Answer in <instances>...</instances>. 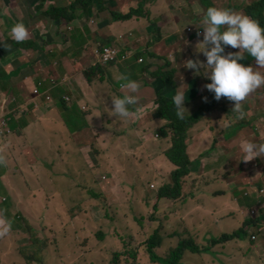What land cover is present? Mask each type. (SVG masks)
<instances>
[{"label":"crops","instance_id":"0c3cea01","mask_svg":"<svg viewBox=\"0 0 264 264\" xmlns=\"http://www.w3.org/2000/svg\"><path fill=\"white\" fill-rule=\"evenodd\" d=\"M212 1L216 8L227 9L245 15V7L259 0ZM114 2V5L112 3V5L105 3L108 10H102L101 7L90 8L93 14L89 16L85 15V11L82 8H77L76 20L68 23L67 21L50 19L47 14V9L53 6H70V0H46L44 4L42 0H0V76L10 72L12 82L17 87L14 91L16 99L8 107L6 106V98L2 95L4 94L3 89L0 87V121L6 116L4 114L13 113L12 115L19 126L13 132L10 130L11 133L8 134V137L6 136L7 134L0 137V151L7 150L8 147L6 154H2L1 157L2 159H12V162H9L10 165L16 163L24 165L28 172V168L32 167L29 172L30 177L33 181L40 180L39 183H44V180L48 179L51 174L46 170L45 162L51 166L52 172L59 171L57 173L59 175L50 180L46 184V188H43L45 189L43 194L45 198L54 197L60 191H65L72 187L78 188L76 184L77 178L70 169V163L72 160L82 159L81 149L92 152V146L94 144L93 134L96 135L95 139L97 143L95 145H100V148H108L112 145L118 154V160H128L135 163L134 156L131 157V154L134 153L133 149L136 146L138 154H145L148 156L150 162L154 159V162L158 163V169L154 172L162 175L168 171L167 179L159 187L170 183V174L174 168L167 161L166 150L170 147L171 143L169 138L162 137L159 134V128L164 124V121L155 116L156 110L153 111L152 107H154L156 99L153 101L142 98V92L155 93L156 95V90L152 86L154 81L150 82L151 84H147L146 82L152 79L147 78L145 72L142 71L141 66L144 63H140L137 58L133 57L131 60L125 62L107 65L104 67V72H106L105 83L100 86L98 93L96 92L97 80L91 82L86 76L85 71L97 60L94 52L95 48L99 46L98 44L115 43L129 51H136V53L145 51L147 48V45H141V39L147 38V34L152 33L151 29L153 24L144 17L140 19L135 17L127 21H114L111 19L109 10L126 13L132 7H144L146 11H149V17L153 21L154 14H156V17L160 16V7H165L163 15H169L170 20L173 19V16L178 15L170 24L172 31L166 36L168 38L164 39L161 28V33L158 36L161 34L162 40L160 39L154 42L158 46L166 44L165 53L158 46L156 50H150L158 55H167L173 58H170L171 60H175V56H178V47L183 37L187 40V43L185 42L182 46L183 54L191 51V48L188 47L189 45H192L197 50V44L202 39L200 40L196 34L191 36L188 34L187 29L189 26H192L194 30H197V28L203 30V18L206 9L201 0H114ZM235 6L241 7L239 9L240 11ZM196 7L202 11L197 13L195 11ZM16 15L20 16V21L29 22L28 27L33 30V34L28 35V37H31L28 39L43 48L23 49L14 46V40L11 36V26L9 25L14 23V17ZM129 21H133V25H130ZM156 28L155 26V31L153 30V32L157 31ZM94 35L96 37L92 39ZM84 40L86 42L82 44ZM88 48L90 49V54L84 52ZM150 48L149 46L148 49ZM199 48L200 46H198V50ZM232 51H236V49H232ZM7 52L9 53L8 57ZM142 56L145 60L148 59L149 62H157V58H148L147 55ZM188 60L184 59L181 61V68L177 73L178 77H181L185 73V84H183V79L180 81L176 78V82L178 81L179 83L177 84V88H186V90L190 89L192 91L191 87L200 85L203 82V78L202 75H193V70L186 68V62ZM120 76H126L139 83V91L134 94L138 97V103L130 106V111L134 113L136 108H143L144 114L139 119L135 115L129 118H121L115 115L119 125L115 120L109 118V125L105 126L104 119L106 117L104 116L107 113H111V108L113 107L111 99L130 94L127 89L123 90L119 88L120 84L124 83L121 79L118 80L121 78ZM54 79L58 86L50 92L53 98L52 101H48L44 92L51 88L50 84ZM40 81L43 82V85L40 87L43 94L36 96L28 88V84L31 82L34 84V88ZM192 81H195V83H191ZM103 85H106L108 90ZM63 88H66L68 93L59 96V92ZM145 88L150 89L145 90ZM206 92L207 90L198 91L195 94L198 97L195 99L192 97L193 100L188 103L197 100ZM21 94H24L25 102L22 101ZM65 95H69L72 98V102L70 104L68 103V106H64L66 109L64 113L60 109L59 101ZM99 97H107L110 101L102 104L101 108L103 110H100V104L98 103ZM258 99L259 103H257V106L255 108L251 107L252 111L245 115L251 123L247 124L245 122L246 126L244 128L235 131L234 127L236 124L232 125L231 120L227 122L223 115L219 114L215 116V124H211L213 129H205L196 136L189 135L188 137L190 157L194 161L201 159V168L200 171L198 169L196 177L192 180L188 179L190 176H194L191 173L186 179L183 189H185V196L190 190L199 192L201 201L207 203L210 208L212 217L211 224H218L229 219L235 220V213L237 210H240V205L238 206L236 203L235 193L238 190L239 192H245L251 186L255 187L253 184L255 181H264V166H259L260 164L256 166L259 158L257 157L251 161H243L245 153L241 147L242 142L247 140L246 135L249 133L250 127H253L251 124H264V92L259 95ZM93 101H96V107L92 105ZM14 103H17V107L12 109ZM84 106L87 107L86 110H83ZM80 110L87 113H81ZM47 113H53L51 119L48 118ZM100 114L104 116L99 118ZM258 115L261 116L260 119L255 118ZM65 116L71 122L77 119L79 126L86 121L88 126L83 128V132L73 133L66 125L67 121ZM72 116L74 117L72 118ZM61 118H63V121ZM26 122L29 124L28 127L23 126ZM116 123L117 127L114 129L113 127H115ZM221 123L225 126H221ZM107 127L112 131L111 135H113L115 142L107 140L106 135L110 133L106 131ZM222 130L225 133L221 134ZM19 131L20 133H18ZM156 135L159 136V139L156 138ZM215 135L222 139L216 143L214 151H208L212 146ZM220 135L225 137L223 138ZM138 138L142 139V144L133 140ZM126 139L129 143H127ZM43 140L45 143H47V140L50 144V157L48 155L45 156L46 153L37 147ZM147 142H155L158 145L149 147L146 145ZM27 147H31L33 149L32 153L37 157V162L32 166L30 164L34 161L26 158L29 156L26 150ZM8 152L11 155L9 154L8 156ZM85 160L89 166H92L93 162L91 159L89 160L85 157ZM55 161L59 165H56ZM57 166H59V169H56ZM34 171H37L38 174H35ZM114 174L117 178L122 176V167L118 168ZM221 174L223 175L221 189L225 193V195L223 194L224 196L217 195V189L220 187L216 184ZM104 177L99 175L97 179L101 181ZM8 178V176H5L4 180L6 181ZM71 180L72 182H70ZM99 188L102 187H97V189ZM39 189H41L40 186ZM230 190H232L231 194L229 193ZM246 194L247 192L245 193V197H247ZM102 198L106 201L108 194H103ZM228 199L232 201V205L230 201L227 202ZM225 202L230 206L225 205ZM149 203L154 205L156 198L153 201L150 200ZM169 203V201H162L159 207L160 211L162 212L163 208ZM63 206L66 209H73L65 203H63ZM221 206L223 208L226 207L224 213L221 210ZM176 208L179 212L175 211L171 213L172 220L179 218V226L183 227L184 231L187 232V237H190V233L193 231H199L203 228V222L200 216L203 215V218L206 220L208 213L201 205V202L193 203L188 207L179 203V207ZM104 210L106 211L105 208ZM60 213L66 214L67 212L62 213L60 211ZM71 213H74V210ZM222 213L228 216L225 218ZM245 253L247 254V251Z\"/></svg>","mask_w":264,"mask_h":264},{"label":"rangeland","instance_id":"374dc122","mask_svg":"<svg viewBox=\"0 0 264 264\" xmlns=\"http://www.w3.org/2000/svg\"><path fill=\"white\" fill-rule=\"evenodd\" d=\"M45 1L46 0H42V3L44 4ZM208 1H211L210 5H205L204 0H202L203 6L206 10L207 8L211 7V5H213L212 0ZM164 10L165 7H160V16L156 17V14L153 15L154 22H156L157 31L153 32L155 27V24H153L151 29L152 33L147 34V38L141 39V45H147L148 43H150V50L152 51L157 49L156 47L158 45L154 42L159 40L158 34L160 33V29L162 28L164 39L168 38L166 36L172 31L170 24L174 21L173 19L178 16H173V19L170 20L171 18L169 17V15H163ZM144 13L147 15L149 11H146L145 9ZM16 23H23L27 29L28 35L33 34V30L28 27L29 22L20 21V16L18 15L14 17V25ZM129 24L133 25V21H129ZM187 32L188 34L191 33L190 31ZM190 35L193 36L194 33L192 32ZM95 37L96 36L94 35L92 39H94ZM85 42L86 40H84L82 44ZM13 43L15 47L20 48L15 45V42ZM165 46L166 44H163L162 46H158V48H160L161 51L165 53ZM41 48L43 47L40 46V49ZM84 52L90 54V49H85ZM8 56L9 53L7 52V57ZM175 57L177 60V56ZM170 58L173 59L172 57ZM147 61L149 62V60L146 59L142 63H146ZM158 61L159 59L157 58V62ZM175 62L174 64H176ZM260 72L262 74L264 73L263 67L260 69ZM118 80H120V78ZM152 81L153 80H149V82ZM96 82V92L98 93L100 90V86L104 84L105 81L98 80ZM103 86L105 89H107L106 85ZM149 89L150 88H145V90ZM65 90L67 89L65 88ZM142 96L144 100L147 99L154 101L156 99L155 93L151 94L150 92H142ZM203 96H206L208 98L207 103L202 102ZM247 97L251 99L250 104L245 101L241 102V111L243 112V119L246 122L248 121V118L245 117L246 113L251 112L252 108H255L257 106V103H259V96L255 91L250 93ZM252 98L254 99L252 100ZM104 102L110 101L107 97L98 98L100 110H103L101 106ZM17 103L13 104L12 109L17 107ZM209 104L210 93L207 91L197 100L192 101L184 107L187 109L188 113H193L195 111H202L204 108H208ZM92 105L96 107V101H93ZM219 105L221 106V109L209 112L205 116L208 125L215 124V116L219 114H222L223 117L227 120V122H229L233 118L234 114L240 116L239 112L233 110L234 103L228 101L227 99L222 100L221 104ZM60 106L62 108L64 107L63 104H60ZM152 108L153 111L156 110V104ZM80 111L81 113H85L82 110ZM47 115L48 118L51 119L53 113H47ZM101 116L104 115L100 114L99 118ZM104 117H106V119L103 118L105 126L109 125V118L115 120L119 125L118 119L115 117L114 113H107V115ZM63 118H61L62 121ZM255 118L260 119L261 116L258 115ZM117 123L115 127H113L114 129L117 127ZM220 125L225 126L222 125V123ZM23 126L28 127V122L24 123ZM262 126L263 127H260V129H264V124ZM253 129L254 132L248 134V138L253 137L256 139H260L263 137L264 139V132H259V127L255 126L253 127ZM20 131L18 133H20ZM106 131L110 132L106 135L107 140L114 141L113 135H111L112 131L108 127ZM222 133L223 130L221 131V134ZM70 134H72V132H70ZM93 136L94 147L92 152H90V150L84 151V149H81L80 152L83 160H85V157L89 160L91 159L93 162L92 165L94 167H97L98 174L96 175V179L99 175H101L102 177H106V179H102L101 181L97 179V187L102 188L94 189L92 188V183H89L87 181L83 182L79 186V181H77V189L72 187L65 191H60L54 197L45 198L43 195L45 189L43 188H46V184L54 177L59 175L57 174L59 173V171L52 172L51 166L47 165L46 162L44 163L45 168L51 174L48 179L44 180V183H39L40 180L33 181L29 173L32 167L28 168L29 172L25 180L15 178L12 179V176H9V178L5 181L3 177L4 186L0 185V207L8 212L6 213L8 221L0 217V228L3 227L4 224H6L7 222L8 225L3 231L0 230V258L2 260L0 261V264H111V261L113 259L112 251H119L123 254H129V257L123 258V264H134L133 260L131 259V257L133 256L138 257V264H152L145 248V242L154 233V230L160 228V224L154 223L150 220V216L156 214V212L152 210L154 206L151 205L149 201H153L156 195L150 196V199L149 195L154 194L161 188L159 186L163 184L164 181L167 179L168 171L164 172L162 175H159L158 172H154L158 169V163L154 162V159L150 162L148 156L145 154H138L136 146L133 149L134 153L131 154V157L134 156L135 163H132L128 160H118V154L112 145H110L108 148H100V145H95L97 143L95 139L96 135L93 134ZM156 138L159 139V136L156 135ZM133 140L140 142L141 144L143 143L141 138ZM46 142L47 143H45V141L43 140L37 147L42 152L46 153L45 156L48 155L50 157L51 147L47 140ZM127 143H129L128 140ZM146 145L152 147L157 146L158 144L155 142H147ZM7 150L4 149L0 151V163L2 160V154L5 155ZM26 150L29 154V156L26 158L34 161L32 164H30L32 166L34 163L37 162V157L34 155V153H32L33 149L31 147H27ZM9 154L10 153L8 152V156ZM87 155H89V157H87ZM167 161L171 163L169 158H167ZM9 162L12 161L9 160ZM55 164L59 165V163H57L56 161ZM172 166L174 169H176L173 164ZM120 167H122V176H119L117 178L114 173ZM192 167V174H194V176H190L188 178L190 180H192L197 175V168L195 166ZM1 169L6 170L5 168H0V170ZM56 169H59V166H57ZM34 173L38 174L37 171H34ZM171 174L170 178L172 176ZM81 179L85 181V176H81ZM70 182H72V180ZM15 183H19V185H16ZM152 185H154L155 188H152ZM39 186L41 187V189H39ZM89 190H93L100 196H102L103 194L105 195V193L108 194L107 204L109 206L107 207V205H105L108 210V217L106 216V211L102 208V206H98L92 212L90 206V211L86 213L82 212L78 220L75 219L77 217V214L72 215L70 214V212H67L66 214L60 213V211H62V213H65L67 211V209L63 206V203L67 204L70 208L78 207L80 204L89 205L90 202L83 201V198L91 197ZM253 200H257V197H253ZM196 202H201V205L208 213V217L206 218V220L203 218V215L200 216V219L203 222V228L200 230L204 234L209 235L210 238L218 237L221 234L234 232L240 229L242 227L243 218H251V212L253 210H259L258 216L252 215L253 217H257V219H260L261 217L263 218L264 215V202H261V204H259L258 201L252 202V200H248V202H246L244 206L240 207V210L236 211V220L229 219L227 221L219 222L218 224H211L212 217L210 214V208L207 203L201 201L200 194L198 191L190 190L186 193V197H184L183 199H178L176 200V202L175 200H172V203H175L174 205L176 207H179V203L185 205V207H188ZM135 214L138 215V218H136ZM160 216H163V218L161 219V223L163 224L164 228L167 222L166 218H168V220H170V218L166 214ZM18 217L20 220L15 225H12L10 221L13 222L15 221V218ZM71 218H73V220H71ZM104 218L107 221L102 220ZM114 218L117 222L111 223ZM141 218L146 219V221L143 222V225H140L137 221V219ZM178 221L179 218L175 220V226L179 224ZM260 228H262V230H260ZM103 229H106V234L108 237L107 242L102 241L99 237V233L103 232ZM173 232L174 229H169L168 232H165L164 229H160V233L166 236V241L165 245L162 244L161 248L157 249L158 256L166 258L168 257L169 251L177 247L178 242L175 241L179 240L177 232L175 238L173 239L174 241L168 239V235ZM254 232L255 233L252 232V235H257L258 241L254 242L252 240L250 241V238L247 239V249L249 250L248 257L243 254V251H246V249L243 248V246L241 245L242 243L238 241V244L237 242L233 241L232 243H225L216 247L213 250L214 254H212V257L208 255L197 256L193 255L190 252H187L185 257L188 259L186 261L184 260L185 262L183 261V263L264 264V219L261 223L258 224L257 227H255ZM80 240L81 242L83 240H88V246L91 245L88 249L91 250V253H93L92 255L88 254V256L83 257L82 255L75 252V250L78 248L77 245L80 244ZM33 241L35 242L34 244ZM60 241L63 244H59ZM95 243L96 248L94 247ZM101 243L104 244L102 245ZM62 246L63 248L67 247V249L62 251ZM26 247H37L38 251L42 252V254L44 255L43 259L40 260L33 258L32 255H29L28 252H25ZM98 247L101 248L103 254H95ZM73 252L75 253L76 257L74 259L68 258Z\"/></svg>","mask_w":264,"mask_h":264},{"label":"trees","instance_id":"16d2710c","mask_svg":"<svg viewBox=\"0 0 264 264\" xmlns=\"http://www.w3.org/2000/svg\"><path fill=\"white\" fill-rule=\"evenodd\" d=\"M70 1H71L70 6H67V7H55V6L48 7L47 14L50 17V19L55 20V21H59V20L60 21H67L68 23H71V22L75 21L77 18V16H76L77 15V12H76L77 8H82L83 11H85L84 12L85 15L89 16L90 12H91L90 8L103 5L105 0H75V1L70 0ZM204 3H205V5H210L211 1L204 0ZM211 7H214V6L211 5ZM235 7L238 8V10L241 9V7H239V6H235ZM144 10H145V8H143V7L131 8L126 13L111 12V14H112L113 20H130V19L134 18L135 16L139 19L144 17V18H147L151 24H155V26H156V22H154L149 17L150 13H148L146 15L144 13ZM245 10H246L245 16H248L251 19L257 21L261 27H264V0L252 2L251 5H248L247 7H245ZM13 25H14V23L9 25V26H11L10 29L12 28ZM156 30H157V28H156ZM160 33H161V29H160ZM160 35L158 36V39L162 40V37ZM29 38H31V37H29ZM199 38L201 40L202 36ZM14 42H15L16 46L21 47L23 49H30V48L40 49L39 44L31 41L28 38L26 40H24L23 42H16L15 40H14ZM155 42H157V41H155ZM185 42L187 43V40L185 37H183L182 42H181L180 46L178 47L179 53L177 56V60L175 59L176 64H174L173 61H170V59L167 55H165V56L164 55H158V54L150 51V49H148V47L151 46L150 43L147 44V48L145 51L138 52L136 55V58H141V57H143L142 55H147L148 58H158L159 59L158 62L144 63L141 66V68H142V71L145 72L146 77L149 79H152L155 82V83L154 82L152 83V86L156 90V95H157L156 100H155V104H156V106L158 105V108L156 107L155 116L164 121V124L159 128V134L162 137L169 138L171 145L166 150V155L170 159L171 163L176 167V169H174L172 171L170 183L162 185L160 190L158 191V193H157L158 199H157L156 203L154 204V208L152 209L156 212V214H153L152 216H150L151 221H153L154 223L160 224V228L154 230V233L145 242V248L147 250V253L149 255V258H150V261L152 264H185V263H183V261L184 260L186 261L188 259L185 257L187 252H190L193 255H197V256H201V255L212 256V254H214L213 250L216 247H218L219 245L229 243L233 240L246 241L248 238L252 239L253 235H251L250 237H249V235L252 234V232L255 233L254 232L255 227H257L258 224L261 223L264 219L262 217L260 219H252L250 217L245 218V219L243 218L242 227L240 229L236 230L235 232L224 233L218 237H212V238H210L209 235L204 234L200 230L199 231H197V230L193 231L192 233H190V237L186 238L187 232L184 231L183 227L179 226V224L176 226L174 225L175 220H172L171 213L175 212V211L178 212V210L173 205L174 203H172L171 201L175 200V202H176V200L183 199L184 197H186L185 196V189H183V188H184V184L186 182V179L193 172L192 166H195L197 168V171H198V169L200 171V168H201V159H197L194 161L191 159L190 155L188 154V144H187L188 137H189V135H195L196 136L199 133H201L202 131H204L205 129H209V128L213 129L212 125H208L206 123V117L205 116L209 112H213L215 110L221 109V106L219 104H221L222 100L226 99V98H221V100L217 102L213 99V96L210 93V104H209L208 108H204L202 111H195L193 113L185 112L183 119H179L177 117V115H176L177 109L175 108V106L172 103L173 96L176 93H183L185 96V99H186L185 104H187L189 101L198 97L197 95H195L198 91H204L205 90L203 88L204 84L210 83V81H208L202 75L203 82L200 84L201 86L200 85H194L193 87H191L192 91H190V89L186 90V88H184V89L179 88V87L177 88V84H179V83H178V81L176 82V80H177L176 78H178V80H180V81H181V79H183V84H185V82H186L185 73H183L181 77L177 76V73L179 72V70L181 68V61L184 59H191V58L194 60L197 58H199L201 61L205 60V57L203 56V54L198 53V51L196 49H194L192 45L188 46L189 48H191V51H188V52L183 54V47L182 46ZM229 51H232V49H230ZM236 51H239V50L236 49ZM240 63L244 64L245 66L251 65L253 67L254 71H258V72H260V69L262 68V67L259 68V66L256 65V63H255V60L253 58L249 57L247 53L245 55V59L243 61H240ZM91 71L93 73L99 71L101 73V80H104L105 72L100 65H96L95 67H93L91 69ZM201 71H203V70H201ZM262 75H264V73ZM11 77H12V75L10 72L5 73L4 75L2 74V76H0V87H1V89H3L4 94H2V95H4L6 98L5 101H6L7 107L11 106L12 103L14 102V100L16 99L14 96V91H15V89H17V87L13 84ZM4 78H5V80L2 81V79H4ZM41 82L42 81H40L38 83V85L41 84ZM146 82H147V84L148 83L151 84L148 81H146ZM54 83H56L55 79L51 82L50 85L52 86ZM191 83H195V81H192ZM33 85L34 84H32L30 82L28 84V88L31 90L32 93H35V89L37 88L38 85L34 86V88H33ZM41 85H43V82ZM255 92H259L262 94L264 92V85H262L260 88L256 89ZM192 97H193V99H192ZM21 99L23 102H25L24 94H21ZM253 99L254 98H252V100ZM244 101H246L247 103L250 104L251 99L246 97ZM59 104H63L64 106H68V103L66 101L62 102V100L59 101ZM60 108L65 113V110H66L65 107L62 108L60 106ZM12 114L13 113L5 114L6 116L1 119L0 124L2 123L3 120H5L8 124V129H10L13 132L14 130H17L19 128V126H18V123L14 119ZM65 117H66V121H67L66 125L69 127V129L72 132H80L83 130V128L88 126V123L86 121L81 126H79L77 119H75L73 122H71V121L67 120V116H65ZM73 117L74 116H72V118ZM238 117H239L238 115L234 114L233 120L238 126L243 127L244 124H242L241 119ZM253 127H255V126H253ZM223 133H225V131H223ZM6 134H7V131L5 130L3 133H0V137L5 136ZM6 136L8 137L9 135L7 134ZM220 139H222V138L215 135L213 137L212 146L210 147V149L208 151H214V149L216 147V143ZM92 147H94V145ZM10 160L12 161V159H10ZM8 163H9V160L7 158L2 159L1 163H0V166H1L0 168L6 169V170H2V169L0 170V185L1 186H4L3 185V177L5 178V176H8V177L12 176V179L15 178V179L25 180L27 178L28 171H26V167L24 165H22L20 163L10 165V163L9 164ZM70 169L76 175L77 181H79V186L83 182L87 181L89 183H92V188H94V189L97 188V186H98L97 179H96V175L98 174L97 167H94L93 165L89 166V164L85 160L78 159V160H72L71 161ZM7 170H8V174H7ZM81 176H85V181L83 179H81ZM222 181H223V175L221 174L219 176L218 183L216 184L218 187H220L217 189L218 190L217 195H223V194L225 195V193H223V191L221 189ZM15 184L19 185V183H15ZM8 190H9V186H8ZM231 192H232V190L229 191L230 194H231ZM89 193L91 194V197L83 198L84 202H90L89 205H81L80 204L78 207H74L73 209L67 208L66 212H70V214H72V215L77 214L76 218L73 217L76 220H78V218L82 212L86 213V212L90 211V206H91V212H92V210L96 209L98 206H102L103 209L104 208L107 209V207H108L107 200L104 201L102 196H100L99 194H97L93 190H89ZM235 199H236L237 205L238 206L241 205L240 207L244 206L245 203L248 202V200H252V202H256L255 200H253V196L249 195V196L245 197V193L239 192V190L235 193ZM162 201H169L170 203L167 206H165L163 208V211L161 212L159 207H160V203ZM228 201H230L231 205L233 204L231 200L228 199L227 202ZM224 204L229 205L226 202ZM105 205H107V207H105ZM8 206H9V203H8ZM72 210H74V213H71ZM221 210L224 213L226 210V207L223 208L221 206ZM6 213H8V212L5 209H2L0 207V217L3 218L4 220L8 221ZM164 214H166L170 218V220H168V218H166L167 222L165 224V227L163 228V224L161 223V219L163 218V216H160V215H164ZM135 215H136V218H138V215L137 214H135ZM223 215L225 216V218L228 216L227 214H223ZM73 218H71V220H73ZM19 220L20 219L18 217V218H15V221H13V222L10 221V223L12 225H15ZM137 221L140 225H143V222H145L146 219L141 218V219H137ZM115 222H117V221L114 218L111 221V223H115ZM7 225H8V222L6 224H4V226L1 227L0 230L3 231ZM160 229H164L165 232H168L169 229H174V232L168 235V239L171 241H174L173 239L175 238L176 232L178 233V236H179V240H175L178 242L177 247L174 249H171L168 253V257H166V258H163V257H160L157 255V249L161 248L162 244L165 245V241H166V236L163 235L162 233H160ZM103 232L99 233V237L102 241L107 242L108 237L106 234V229H103ZM54 242H55V240H54ZM82 242H84V243H82ZM82 242L80 240V244L77 245L78 248L75 250V252L82 255L83 257L88 256V254L92 255L93 253H91V250L88 249L89 246H91V245L88 246V244H89L88 240L87 241L83 240ZM34 243L35 242L33 241V244ZM59 244H63V243L60 241ZM101 244L103 245L104 243H101ZM94 247L96 248V243H95ZM66 249H67V247L63 248V246H62L61 250L64 251ZM25 252H28V254L32 255L33 258H35V259L42 260L43 256H44L42 254V252L38 251L37 247H29V248L26 247ZM112 252H113L112 253L113 259L111 261V264H123V258L129 257L128 253L123 254L119 251H116V252L112 251ZM95 254L96 255L97 254H100V255L103 254L100 247H98ZM104 255H108V254H104ZM104 255H102V256H104ZM75 257H76V255L73 252L71 254V256H69L68 258L74 259ZM131 259L133 260L134 264H138V257L137 256H133V257H131ZM0 261H2L1 258H0Z\"/></svg>","mask_w":264,"mask_h":264},{"label":"clouds","instance_id":"9594fccd","mask_svg":"<svg viewBox=\"0 0 264 264\" xmlns=\"http://www.w3.org/2000/svg\"><path fill=\"white\" fill-rule=\"evenodd\" d=\"M105 3H108V5H112L115 2L114 0H105L103 5L95 6V7H101L102 10H108V7L105 5ZM109 11L110 13L118 12L114 10H109ZM195 11L199 13L202 10L196 7ZM118 13H122V12H118ZM92 14L93 12L91 11L90 15ZM111 19H113L112 14H111ZM114 21H127V20H114ZM203 25H204L203 30L198 28L197 30H194L192 26H189L187 31H190L191 33L193 32L194 34L197 35V37L202 36V41H200L197 44V51L198 53L203 54L205 60L201 61L199 58L195 60L189 59L186 62V68L189 70H193V75L195 76L203 75L208 81H210V83L204 84L203 88L212 94L213 99L215 101L218 102L221 100V98H226L228 101L234 103L233 110L240 113V116L238 118H241V122L242 124H244L243 127L238 126L232 118L231 124L232 125L236 124L234 130L237 131L246 126L245 124L246 121H244L243 112L241 111V102L245 100V98L250 93L254 92L256 89L264 85V75H262L258 71H254L251 65L245 66L244 64L240 63V61H243L245 59V55L247 53L249 57L255 60V63L256 65L259 66V68L264 67V27H261L257 21L251 19L248 16L241 15L239 13L232 12L227 9H220L216 7L207 8L206 13H204ZM11 36L16 42H23L24 40H26L28 37V32L25 25L23 23H16L15 25H13L11 28ZM98 45L99 46L95 48V52H94L95 56L97 57V60L92 66L87 68L85 71L86 76L91 82L95 80L104 81L101 80V73L99 71L94 73L91 71V69L96 65H100L104 70V67H106L107 65H112L119 62H125L131 60L133 57L136 58V55L138 53V52L136 53V51H129L126 48L115 43H111V44L101 43ZM198 46H200L199 50H198ZM105 48L114 49L118 54L117 58L113 61L105 62L102 59L101 54L97 53V50L104 51ZM229 48L238 49L239 51H226ZM141 58H137L139 62ZM144 60L145 59L143 58V61ZM170 61L175 62V60H171V59ZM120 79L124 81V83H121L119 88L123 90L127 89L130 94L124 95L123 97L112 98L111 101L113 107L111 112H113L116 116L121 118H129L132 115H135L137 119L141 118L144 114L143 108H136L134 113L130 111V106H134L138 103V97L134 94L139 91L140 88L139 83L135 80L129 79L126 76H121ZM41 84H39L38 87L35 89L34 94L36 96L43 94V92L40 89V87L42 86ZM57 86L58 84L54 83L53 86H51V88L47 89L44 92L46 94V99L48 101H52L53 98L50 92L53 89H55V87ZM64 93H68V90H65V88H63V90L59 92V96H62V94ZM256 93L258 94V96L261 94L259 92ZM61 100L62 102L66 101L69 104L72 102V98L69 95H65ZM185 100L186 99L183 93H177L172 98V103L177 109L176 115L179 119H183L185 112H187V109L184 107ZM202 102L207 103L208 98L206 96H203ZM156 107L158 108V105ZM86 109L87 107L84 106L83 110ZM246 123L248 124L251 122L247 121ZM252 125L259 127V132L262 131L264 132V129H260V127H263L262 125H257V124H252ZM6 131L7 134L11 133L10 129H8V124ZM251 132H254L253 127H250L248 134H250ZM246 139L247 140L243 141L241 145L242 151L245 153L243 161H251L258 157L259 161L257 162L256 166L258 164H260L259 166H264L263 137L260 139L247 137ZM187 144H188V140H187ZM188 154H189V148H188ZM104 179H106V177H104ZM253 184L255 185V187L251 186L250 189L245 190L244 193L247 192L246 196L251 195L253 197H257V200L255 201H258V203L261 204V202H264V181L263 180L255 181ZM152 188H155V186L152 185ZM158 191L150 195V196L156 195L155 196L156 201L158 199L157 196ZM107 215H108V210L106 209V216ZM252 215L258 216L259 210H253L251 212V218L257 219V217H253ZM103 220L106 219L104 218ZM260 230H262V228H260ZM251 240L254 242L258 241V236L253 235L250 241ZM233 241L237 242L238 244H239L238 241H240V243H242L241 245L243 246V248L247 249L248 240L246 241L233 240ZM233 241L229 243H232ZM246 251L247 254L245 253V251H243V254L247 256L249 250L247 249ZM201 256H207V255H201Z\"/></svg>","mask_w":264,"mask_h":264},{"label":"built area","instance_id":"2783aa9c","mask_svg":"<svg viewBox=\"0 0 264 264\" xmlns=\"http://www.w3.org/2000/svg\"><path fill=\"white\" fill-rule=\"evenodd\" d=\"M97 53L101 54V57L105 62L113 61L118 56L117 52L111 48H105L104 51L97 50ZM140 62H143V58L140 59ZM6 128H7V122L3 120L2 123L0 124V133H3L6 130Z\"/></svg>","mask_w":264,"mask_h":264}]
</instances>
